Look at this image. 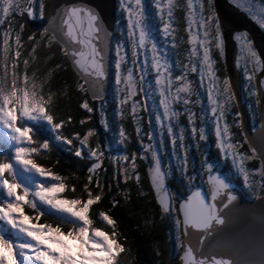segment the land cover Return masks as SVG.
<instances>
[{
	"label": "snow or ice",
	"instance_id": "6c2138e0",
	"mask_svg": "<svg viewBox=\"0 0 264 264\" xmlns=\"http://www.w3.org/2000/svg\"><path fill=\"white\" fill-rule=\"evenodd\" d=\"M228 3L264 30V0ZM104 9L103 0H0V264H137L116 218L133 215L130 183L148 204L137 230L167 237L148 242L155 264H174L173 243L179 264H264V208L249 213L233 188L235 179L264 202V54L215 0H118L114 24ZM229 40L248 113L260 120L251 136L225 68ZM61 151L67 175L34 158L58 165ZM250 216L261 227L258 257L239 227ZM41 217L51 222L33 223Z\"/></svg>",
	"mask_w": 264,
	"mask_h": 264
},
{
	"label": "trees",
	"instance_id": "16d2710c",
	"mask_svg": "<svg viewBox=\"0 0 264 264\" xmlns=\"http://www.w3.org/2000/svg\"><path fill=\"white\" fill-rule=\"evenodd\" d=\"M118 17V16H117ZM38 19V17H37ZM31 28L32 30H36L37 29V23L35 20H33L32 22L28 23L26 25V31ZM241 72V70H240ZM264 78V77H263ZM68 79L71 81L72 77L71 75L68 76ZM242 81L244 82L243 78ZM54 83H56L54 81ZM109 92L111 91V84H109ZM108 97H111V94H109ZM242 99L243 102H245L246 106V98H245V94L243 93V88H242ZM89 103H93L91 100H89ZM75 104V101H73V105ZM113 107V105H112ZM248 109V108H247ZM109 111H111L110 108H108ZM235 110V109H234ZM75 114V113H74ZM258 118V116H257ZM256 118V119H257ZM231 118H229L230 120ZM256 121V120H255ZM251 122L255 123L252 118H251ZM125 128L128 132L132 133L134 130L131 126L130 120L129 121H125ZM146 127V125H145ZM97 129L99 130V139L100 141H109L112 139V135L108 134L105 135L104 134V130L99 128V125L97 124ZM233 132H237L238 134V130L233 128ZM247 146L245 145V148ZM205 151L208 153V155L212 158V159H216L217 158V150L215 149L214 145H213V138L210 136L209 140L207 141V147L205 149ZM56 156V153L52 154V158L54 159ZM60 156L62 158V161L60 164L58 165H53L51 163V160H44L42 158H40L39 156L34 157L36 159V161L44 167H49L51 168L55 173H58L60 175H67L69 172L72 171L71 165L70 164H66L63 163V160H69L71 159L70 154L66 153V152H60ZM141 170L145 171L143 169V166L141 165ZM226 170V169H225ZM237 181V180H236ZM141 182L144 184L145 188H149L150 185L147 181L146 178V174L142 175L141 177ZM239 182V181H237ZM68 183H74V181L69 180ZM179 183V177L175 174V172L173 171V176H172V180L169 183V187L172 190H177V185ZM239 184L241 185V183L239 182ZM242 186V185H241ZM128 187L131 189V204H130V208L133 212V215L131 217L128 216L127 212H124L123 216H121L119 213L116 215V218L118 221L122 220V223H120V229L122 231H124L125 235L128 236V238L132 241H134V244L132 245V247L134 248L135 251V255H136V262L137 264H155V260L156 257H154L153 255L150 254L149 252V247H148V242L151 240H158V241H163V240H167L166 236L162 235L161 230L156 229L153 226L152 229V233H151V237H149L148 233L145 232L144 235H141V232L139 230H137V226L140 225L142 223V219H141V213L139 210L143 209L145 210V214H147V208H148V204L147 203H142L141 201H139L136 197V193H135V187L130 183L128 185ZM64 195L70 197L71 193H64ZM248 198H251L250 195H246ZM102 207L106 210L108 205L107 202L105 201L104 204L102 205ZM26 212L28 214H31L30 210H26ZM43 219H45V217H42ZM45 222V220H42L41 223ZM49 222H51V220H49ZM97 227H101V225L97 224ZM164 231H167V229H164ZM128 246V245H126ZM161 251L165 252V256L162 257V259L167 260L168 259V255H167V250L161 246ZM171 261L174 262V264H179L178 258H177V253H171Z\"/></svg>",
	"mask_w": 264,
	"mask_h": 264
},
{
	"label": "water",
	"instance_id": "95a60500",
	"mask_svg": "<svg viewBox=\"0 0 264 264\" xmlns=\"http://www.w3.org/2000/svg\"><path fill=\"white\" fill-rule=\"evenodd\" d=\"M105 6V16L115 23L117 20L116 0H103ZM215 4L217 7L218 15L222 18L226 19L233 28L239 31H247L252 36L254 43L256 45L257 51L261 54H264V33L262 30L241 10L235 8L231 4L228 3V0H215ZM237 49L235 48V42L229 40L228 44V52H227V61L225 63V68L228 72L229 77L236 85V95L238 97V103L240 110L242 112V125L243 131L246 132L249 136L254 134V129L250 124L249 113L248 110L242 100V89H241V76L240 72L237 70L235 66V55ZM258 78H262L264 76V71L257 74ZM109 90V84L107 85ZM260 127L259 124L255 126V129L258 130ZM253 132V133H252ZM233 188L235 193L238 195L239 204L248 209L249 213L258 215L262 208H264V202L257 199H249L244 196L235 183H233ZM243 228L250 239L252 245L256 248V254L258 257L259 254V243L261 238V227L258 221L250 216V218L239 226Z\"/></svg>",
	"mask_w": 264,
	"mask_h": 264
},
{
	"label": "rangeland",
	"instance_id": "374dc122",
	"mask_svg": "<svg viewBox=\"0 0 264 264\" xmlns=\"http://www.w3.org/2000/svg\"><path fill=\"white\" fill-rule=\"evenodd\" d=\"M151 2V0H145V3L146 4H149ZM116 3L118 4V0H116ZM240 10V9H239ZM242 11V10H241ZM243 12V11H242ZM116 13H117V20H120L121 19V17H120V12L118 11V9H117V7H116ZM246 14V13H245ZM247 15V14H246ZM248 16V15H247ZM249 17V16H248ZM250 18V17H249ZM251 19V18H250ZM116 20V21H117ZM253 21V20H252ZM254 22V21H253ZM255 23V22H254ZM256 24V23H255ZM257 25V24H256ZM258 26V25H257ZM259 27V26H258ZM262 32L264 33V30H262ZM153 35H154V37H155V40H156V42L157 43H160L161 44V46L163 47L164 45H163V43H162V41H163V38L160 36V34H159V30H158V27H157V29L153 32ZM170 47V46H169ZM170 60H171V62L173 63V65H175V60H176V57H175V55H172L171 57H170ZM235 66H236V64H235ZM236 68H237V70L240 72V70H241V72H240V76H241V89L243 88V86H244V82L242 81V78H243V68L241 67V68H238L237 66H236ZM258 74V73H257ZM264 77V76H263ZM262 77V78H263ZM243 80H244V78H243ZM112 87H113V85L111 84V91L109 92V94H111V92H112ZM203 91H205V90H203ZM244 104H245V102H244ZM112 98L111 97H108V108H110L111 110H112ZM246 105V104H245ZM248 110V109H247ZM249 119H250V124L252 125V127H253V123L251 122V116L249 115ZM259 116H258V118L256 119V121H255V126L257 125V124H259ZM112 140V139H111ZM111 140H110V142H111ZM112 154H116V153H112ZM169 155H170V152H169ZM228 168H230V162H229V165H228ZM225 171H227V169L225 170ZM233 183H235L236 184V186H237V189H239L240 191H241V193L244 195V196H246L247 194H248V192L245 190V188H244V186H243V183L242 182H240L241 183V185L239 184V182H237L235 179L233 180ZM62 195H64V194H62ZM249 195V194H248ZM246 198H248L247 196H246ZM250 199H253L252 197L250 198ZM26 210H28L27 208H25V215H31V214H28L27 212H26ZM51 220V218H45V219H43L42 217H41V220L39 221V222H35V221H33V223H41L42 222V220ZM171 253H176V249H175V246H174V243L172 244V248H171ZM170 253V254H171Z\"/></svg>",
	"mask_w": 264,
	"mask_h": 264
},
{
	"label": "flooded vegetation",
	"instance_id": "af4514ba",
	"mask_svg": "<svg viewBox=\"0 0 264 264\" xmlns=\"http://www.w3.org/2000/svg\"><path fill=\"white\" fill-rule=\"evenodd\" d=\"M181 51H183V48H181ZM202 98L204 99V102H205V104L207 103V99H206V90L205 91H202ZM183 122V121H182ZM233 130V129H232ZM209 138H210V136H209ZM209 138H208V140H209Z\"/></svg>",
	"mask_w": 264,
	"mask_h": 264
},
{
	"label": "bare ground",
	"instance_id": "6f19581e",
	"mask_svg": "<svg viewBox=\"0 0 264 264\" xmlns=\"http://www.w3.org/2000/svg\"><path fill=\"white\" fill-rule=\"evenodd\" d=\"M252 126V125H251ZM253 133V132H252ZM250 199V198H249Z\"/></svg>",
	"mask_w": 264,
	"mask_h": 264
}]
</instances>
